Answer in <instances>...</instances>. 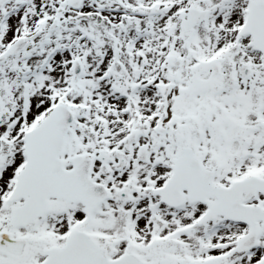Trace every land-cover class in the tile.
Returning a JSON list of instances; mask_svg holds the SVG:
<instances>
[{
    "label": "snow or ice",
    "instance_id": "obj_1",
    "mask_svg": "<svg viewBox=\"0 0 264 264\" xmlns=\"http://www.w3.org/2000/svg\"><path fill=\"white\" fill-rule=\"evenodd\" d=\"M0 264H264V0H0Z\"/></svg>",
    "mask_w": 264,
    "mask_h": 264
}]
</instances>
